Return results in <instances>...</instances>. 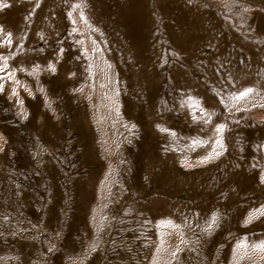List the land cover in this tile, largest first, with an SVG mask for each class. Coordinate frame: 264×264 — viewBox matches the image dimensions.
I'll list each match as a JSON object with an SVG mask.
<instances>
[{
    "label": "rangeland",
    "instance_id": "374dc122",
    "mask_svg": "<svg viewBox=\"0 0 264 264\" xmlns=\"http://www.w3.org/2000/svg\"><path fill=\"white\" fill-rule=\"evenodd\" d=\"M0 29V264H264V0H0Z\"/></svg>",
    "mask_w": 264,
    "mask_h": 264
},
{
    "label": "snow or ice",
    "instance_id": "6c2138e0",
    "mask_svg": "<svg viewBox=\"0 0 264 264\" xmlns=\"http://www.w3.org/2000/svg\"><path fill=\"white\" fill-rule=\"evenodd\" d=\"M5 7H7L8 5H4ZM79 5H77V7H78ZM0 30H2V29H0ZM11 41L9 40V43H10ZM0 59H4V58H0ZM7 67V64L5 63L4 64V66L3 67H0V72H2V71H4V68H6ZM50 68L52 69V71H55V68H54V66H51L50 65ZM9 75H11V74H9ZM4 77H2V76H0V80H2ZM3 90V85L2 84H0V91H2ZM13 95H15V91H13ZM216 155H220V153H216ZM210 158V157H209ZM213 222H215L214 220H213ZM262 247H264V245H262Z\"/></svg>",
    "mask_w": 264,
    "mask_h": 264
}]
</instances>
